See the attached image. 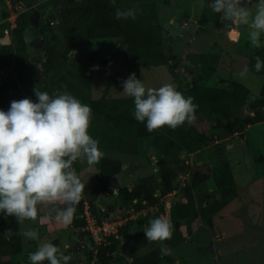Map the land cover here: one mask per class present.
Instances as JSON below:
<instances>
[{
  "label": "trees",
  "instance_id": "trees-1",
  "mask_svg": "<svg viewBox=\"0 0 264 264\" xmlns=\"http://www.w3.org/2000/svg\"><path fill=\"white\" fill-rule=\"evenodd\" d=\"M33 1L29 0V3ZM142 1L146 3L122 5L123 0H54L55 5H60L63 8V13L51 14L46 24L40 28L43 36V45L40 50L45 55V59L41 62V69L47 79L38 87L39 90L47 91L50 95L57 90L67 91L82 103L89 105L92 109L90 127L96 133L95 139L99 141L101 147H107L112 151L136 153L138 141L151 139L154 149L160 153L156 163L160 171L159 182L148 187L141 184L133 187H120L118 194L115 195L120 198L122 207L128 205L136 208L140 203H136L135 200L139 201L144 198L149 203L155 204L159 202L161 196L172 193L179 187V181L176 179L177 173L171 169V166L181 163L179 154L182 150L194 152L209 141L207 132L200 130L197 126L196 121L199 122L197 117L208 116L213 120L210 122L211 132L223 138L240 131L245 125L264 120V68L259 72L254 68L257 56L264 60V47L254 51L247 62L248 75L254 74L261 77L258 96L247 104V98L251 91L243 82L234 81L228 87L206 83L218 64V53L187 55L184 58L186 61L192 60L201 65L196 68L189 64L183 67L177 55L166 51L162 37L163 25L158 22L156 0ZM173 1L177 0H162L167 5ZM208 1L207 10L209 13L201 15L202 19L215 25H221V14L213 13V0ZM246 1L258 3V0ZM117 9L121 11L135 9L136 19H116ZM187 17L188 15H186ZM26 24L27 14H20L14 34L24 48L22 30ZM118 39L124 49L123 63L128 76L136 73L139 78L143 72H149L155 67L162 66L167 67L174 76L176 75L174 82L177 83V90L185 97H193V102L198 106L195 113L196 119L191 125L185 123L175 130L165 126L159 130L148 132L145 123L133 118L134 99L132 97L110 95L111 88H114L117 93L123 91L124 80L120 78L112 81L110 78L103 94L99 98L92 97L93 72L98 59L94 43ZM1 48L4 55L3 46ZM21 51L20 47L19 53ZM12 56L13 53L11 57L3 58L2 64L11 66ZM21 58L20 54L15 63L22 64ZM19 80L21 81V78ZM12 89H18L16 80L11 76L4 77L3 83L0 85V110L7 111L9 109L11 100L8 97ZM19 100L22 98L20 97ZM245 106H249L253 112L243 115L241 110ZM162 129L165 131L159 134ZM121 165L120 160L103 156L98 165V175L103 179L116 176L122 170ZM74 168L79 170L77 162L74 164ZM211 177L218 195L212 202L209 199L214 195L213 192L200 191V187L208 179L207 175L191 174L184 185L179 188L174 197L182 196L185 200L174 202L169 209L173 210L179 206L182 218L171 216L168 218L173 224L174 230L172 238L164 241L166 246L175 247L184 242L186 236L182 227L184 226L187 233L191 234L197 219L212 225L213 216L235 197L237 184L227 162H221L217 167L212 168ZM157 191L160 193L159 197H155ZM195 191H197L196 196L194 195ZM87 192L84 189V194ZM83 205L81 200L76 206L72 224L81 232L85 225L82 215ZM89 205L94 214L101 218V215H104L110 219L109 213H102L94 202ZM161 211L166 213L162 207ZM98 220L100 223L101 219ZM142 225L144 227L149 225L146 217L128 220L119 227L116 234L107 236L106 242L95 246L97 249L96 263L113 264L117 259L121 245H125L131 240L134 233L132 229L135 228V231H139ZM6 228L13 230L12 235L8 237L4 235ZM19 228V223L14 217L0 213V264L18 263V256L23 250ZM29 242L33 243L34 240H29ZM62 252L66 255L65 251ZM86 254L90 258L93 257L92 250L87 251ZM7 257L9 260H4ZM162 261L172 262V255L164 256L161 259L160 247L154 246L143 256L134 258L132 264H158ZM43 264H48V262L44 261Z\"/></svg>",
  "mask_w": 264,
  "mask_h": 264
},
{
  "label": "rangeland",
  "instance_id": "rangeland-1",
  "mask_svg": "<svg viewBox=\"0 0 264 264\" xmlns=\"http://www.w3.org/2000/svg\"><path fill=\"white\" fill-rule=\"evenodd\" d=\"M145 3L142 0H123L121 2L122 5ZM256 4L257 2H247L244 6L254 13ZM155 5L158 22L163 27L171 21L181 24L195 21L197 26L205 28L204 31L194 33L193 36L174 34L171 39V46L169 48L164 46L166 51L178 56L179 62L183 67L188 64L196 66V68L201 66L192 60L186 61L184 58L187 55L218 53V64L206 83L213 86L228 87L231 82H243L251 91L247 98V104L258 96L261 77L254 74H247L245 77H241L239 73L247 66L250 55L264 47V35L261 36L262 46L254 48L250 46L248 41L250 25L243 27L240 24H235L233 32H238L239 36L233 40L228 39L222 31L221 25H215L202 19L201 15L209 13L207 10L209 6L208 0H177L169 5L164 4L162 0H156ZM2 6L1 4L0 12L1 9L5 8ZM12 11L9 12V15L12 14ZM42 13L48 18L46 11ZM186 15H188L187 18ZM46 20L48 21L49 19ZM21 45L18 40L11 46H4V58L11 57V54H14V49L16 48L19 51L21 47V53L16 55L19 56L21 54L22 64H14L13 78L17 80L19 85V98H30L33 102H37L33 89L35 87L38 88L47 79L41 69V62L45 59V55L40 49L29 52ZM94 48L97 51L98 59L93 72L92 97L99 98L108 86L110 78L111 81L119 78L126 80L129 76L124 68V49L120 39L97 41L94 43ZM149 72H143L138 78L141 79L146 88H158L165 83H174L177 87V83L174 82L176 75L174 76L167 67H155ZM19 78H21V81ZM110 95L114 97H129L123 91L117 93L114 88H111ZM249 112V106H245L241 110L243 115ZM197 120H199V122L196 121L199 129L209 132L207 134L209 136L208 143L194 152L181 151L179 154L181 163L172 165L183 166L184 168L183 171L173 169L177 173L176 179L179 181V187L171 194H167L166 197L161 196L159 202L156 203V209L146 212L142 218L146 217L148 221L158 217L168 219L170 216L181 219L182 211L179 206L173 210L169 208L173 206L174 202L185 200L182 196L179 198L174 196L189 179L198 162L209 164L211 170L221 162H227L237 184L236 195L232 201L228 202L213 216L212 225L197 219L194 224L196 226L191 234H188L183 226L182 231L186 236L184 242L175 247L167 246L173 261H162L158 264H264V120L255 124L245 125L240 131L227 138L211 132L210 122H213V120L208 116H199ZM88 131L95 139L96 133L94 130L89 127ZM164 131V129L160 130L159 134ZM99 148L105 157L120 160L122 168L126 166L125 175L117 180L119 187H133L138 184L148 187L159 182L160 171L156 163L160 153L154 149L150 138L138 141L136 153L112 151L107 147H101L100 144ZM77 165L79 170L76 171L81 181L85 184V189L88 192L93 191L100 180L98 175L99 163L89 166L86 161H77ZM207 176L208 179L200 187V191L213 192L215 199L218 196L213 178L211 173ZM110 190V186L105 188L104 192L106 195H104V198L111 206H108V209H115L117 213L121 214L120 217H117L118 214L116 215L114 211L109 213L108 217L111 218L109 222H115L124 218V212L128 205L122 207L120 198L113 195ZM194 195H197V191H195ZM210 199L209 201L212 202ZM82 202L84 203L82 215H84V210L88 203L86 201ZM94 204H96L95 206L98 209L101 208L98 203L94 202ZM161 207L166 213L161 211ZM72 224L73 222L68 226H64L52 216L49 207L38 206L36 221L26 220L22 224L19 223L23 250L18 256L17 264H30L29 253L35 252L38 245L43 242L53 243L61 251L66 250L65 247L69 244V238L72 235L77 236L74 230L75 226H72ZM28 229H37L40 239L30 243L29 239L23 236V232ZM113 229V226L108 228V230ZM87 235L90 236L91 233L83 234L81 240L88 238L87 240L89 241L90 237ZM93 240L90 242L94 246H98L94 243L96 242L95 239ZM209 242H213L214 252L206 254L203 249ZM154 246L161 247V243L149 242L146 238H142L135 253L132 256L130 255L131 257L126 258V260L128 263H132L134 258L143 256L146 251ZM86 253L87 251L81 254L82 260H90L95 263L96 259L93 257L88 258ZM4 260L7 261L9 259L7 257Z\"/></svg>",
  "mask_w": 264,
  "mask_h": 264
},
{
  "label": "clouds",
  "instance_id": "clouds-1",
  "mask_svg": "<svg viewBox=\"0 0 264 264\" xmlns=\"http://www.w3.org/2000/svg\"><path fill=\"white\" fill-rule=\"evenodd\" d=\"M212 11L222 14L223 19L232 24L250 25V46H262L264 0H258L254 13L244 6L243 0H213ZM115 16L116 19L135 20L136 11L117 9ZM254 68L257 72L264 68V60L259 56ZM248 72L249 68L245 66L239 75L245 77ZM122 89L125 95L134 99L133 118L145 123L148 132L165 126L175 130L185 123L191 125L196 119L198 106L193 102L194 98L185 97L174 83L146 88L136 73H132L123 81ZM33 91L37 102L30 98L13 100L7 111L0 110V213L14 217L22 224L26 220L36 221L38 206H47L58 222L68 226L74 220L76 206L89 193L83 195L85 184L74 164L86 161L89 166L96 165L104 153L99 148V141L88 131L92 120L89 105L67 91L57 90L52 95L37 87ZM249 111L253 112V109L249 108ZM110 187L112 194L117 195L120 187ZM113 189L117 190L116 194ZM102 194L104 198L105 192ZM93 202L105 208L106 212L114 211L117 217L121 216L115 209H108V203L103 206ZM140 218L142 216L128 220ZM173 230V224L165 217L150 220L143 229L147 241L161 243V259L171 255L163 242L172 238ZM23 236L29 240L40 239L37 229H28ZM100 244L103 242L97 245ZM28 259L30 264H43L44 261L69 264L72 257L65 255L53 243L43 242L35 252L29 253Z\"/></svg>",
  "mask_w": 264,
  "mask_h": 264
},
{
  "label": "water",
  "instance_id": "water-1",
  "mask_svg": "<svg viewBox=\"0 0 264 264\" xmlns=\"http://www.w3.org/2000/svg\"><path fill=\"white\" fill-rule=\"evenodd\" d=\"M41 1V0H38ZM244 5L247 3L246 0H243ZM48 10L52 12V14H62L63 13V8L60 5L54 6L53 4L48 5ZM40 18V13L38 10H35L29 17L28 23L22 30V37L24 40L25 45H27L28 50H33V49H38L41 44H42V39L39 36V30H38V20ZM221 29L224 32L225 36L233 40L238 37L239 33L238 32H232V29L234 28L235 24H232L231 21L223 19V16L221 14ZM205 28L201 26H197L194 21H191L185 25H180L179 23H173L170 22L169 24L165 25L162 30V37L164 39L165 46L169 48L171 46V39L172 36L175 34H187L190 36H193L194 33H199L200 31H204ZM0 44L1 45H8L10 44V36L7 34H4L3 32H0ZM209 132H207L208 134ZM126 166L122 168V170L114 177H110L107 179H101L99 180V183L97 184L96 188L87 193L83 198L82 201H87V202H93L97 201L103 206H107V202L103 198L102 192L105 191V188L108 186H113L117 187L118 182L117 180L122 178L123 175L126 173ZM171 169L183 171L184 168L183 166H171ZM203 174V175H208L211 173V167L207 163H202L198 162L197 166L195 167V170L193 174ZM218 196V195H217ZM211 201L214 200V196H211ZM52 216H54L52 214ZM137 238L136 234L133 235L132 239L124 246L123 248V254L125 256H130L132 253V250L134 248V243L136 242L135 239ZM71 244L74 245L75 250L81 249L79 245L75 244V238L74 235L71 237ZM85 249L86 247L83 246ZM203 252L206 254L214 252L213 249V242H209L206 246H204Z\"/></svg>",
  "mask_w": 264,
  "mask_h": 264
},
{
  "label": "flooded vegetation",
  "instance_id": "flooded-vegetation-1",
  "mask_svg": "<svg viewBox=\"0 0 264 264\" xmlns=\"http://www.w3.org/2000/svg\"><path fill=\"white\" fill-rule=\"evenodd\" d=\"M1 4L5 8L1 9V12H0L1 13L0 14V17H1L0 18V32H3L4 34H7V35L10 36V44H8V45H1L0 44V85L3 83V78L4 77H10V76L14 77V72H13L14 71V64H16L15 60L18 57L16 54H19V51L16 50V48L14 49V54L12 56L13 63H12L11 66L3 65L2 64V59L4 58L3 57L4 55H3V51H2L1 46H3V47L4 46H11V45L15 44V42L18 41L17 36L14 34V30L17 28L19 15L23 14V13L27 14V23H28V19H29L30 15L35 10L39 11L40 18L38 20V30H39V36L42 39V44H41V46H42L43 45V36L41 35L40 28H41V26L46 24V22H47L46 19H49L50 15L52 14V12L49 11L47 7H48L49 4H53L54 6H57V5H55L54 0H41V1L34 0L31 3H29V0H25V1L24 0H1L0 1V5ZM11 10H13L12 14L9 15V12ZM43 11L47 12L48 18H46V16H44V14L42 13ZM172 23L174 25V22H172ZM41 46L38 49H40ZM25 48H26V50H28L27 49V45H25ZM33 50H36V49H33ZM33 50H28V51L31 52ZM16 82H17V80H16ZM17 87H18L17 90L16 89L10 90L9 97H8L9 100H11V101L19 100V93H18L19 85H18V82H17ZM23 98L24 97H22V99ZM194 170H193V172H194ZM193 172H192V174H193ZM144 228L145 227L142 225V226H140L139 231H135V228L132 229V231H134L133 235L136 234L137 238L135 239L136 242L134 243V248L132 250L131 256H132V254L135 253L136 248L138 247L139 242L142 240V238H145V235H144V232H143ZM74 230H75L76 235H77V236H74L75 244L79 245L81 247V249L75 250L74 249V245L71 244V238H69V244L65 247L66 250H64L66 252V255H71V257H72V259L69 262V264H97L96 260H95V263L90 261V260L89 261L88 260L86 261L85 259H84V261L82 260L81 254L83 252L85 253L86 251H90V250L93 251V254H92L93 258L96 259V257H95L96 255L95 254L97 252V249L95 248L94 244L92 242H90L91 238L89 239V241L87 240L88 238H86L85 240L84 239L81 240L82 235H83L82 232L78 231L77 228H74ZM4 232H5L4 235L8 237L9 235H12L13 230L9 229V228H6V229H4ZM125 245L122 246V249H119V254L117 255V257H116L117 259H115V262H113V264H132V263H128V261L126 260V258H128V257L123 254V247ZM83 246H85L86 248L84 249ZM88 258H90V257H88Z\"/></svg>",
  "mask_w": 264,
  "mask_h": 264
},
{
  "label": "built area",
  "instance_id": "built-area-1",
  "mask_svg": "<svg viewBox=\"0 0 264 264\" xmlns=\"http://www.w3.org/2000/svg\"><path fill=\"white\" fill-rule=\"evenodd\" d=\"M113 193H117L116 189H113ZM160 193L157 191L155 193V197H159ZM136 203L138 201H135ZM140 205L138 208L134 207V206H129L126 210V216L124 217V219L121 220H117L115 222H109L110 219H107L104 215H101V217L97 216L96 214H94L89 206V204L85 207L84 210V220L86 221L84 227L82 228V231L86 232L88 234V232L91 233L90 238L95 239L96 243L99 244L101 242H106V237L109 235H114L117 233L118 231V227L123 224L124 222H126L128 219H134V218H138L141 216H144L146 214V212L151 211L152 209H156L157 204H151L148 202V200L146 199H141L139 201ZM106 209L102 208V213H105ZM101 219L100 223L98 222V219ZM110 226H113L114 229L113 230H108V228ZM101 241V242H99Z\"/></svg>",
  "mask_w": 264,
  "mask_h": 264
},
{
  "label": "crops",
  "instance_id": "crops-1",
  "mask_svg": "<svg viewBox=\"0 0 264 264\" xmlns=\"http://www.w3.org/2000/svg\"><path fill=\"white\" fill-rule=\"evenodd\" d=\"M171 22H176V21H171ZM195 22V21H194ZM187 23H189V21L188 22H184L183 24H181V23H179L180 25H185V24H187ZM196 23V22H195ZM239 36V35H238Z\"/></svg>",
  "mask_w": 264,
  "mask_h": 264
},
{
  "label": "bare ground",
  "instance_id": "bare-ground-1",
  "mask_svg": "<svg viewBox=\"0 0 264 264\" xmlns=\"http://www.w3.org/2000/svg\"><path fill=\"white\" fill-rule=\"evenodd\" d=\"M240 26H243V27H245V25H242V24H240Z\"/></svg>",
  "mask_w": 264,
  "mask_h": 264
}]
</instances>
